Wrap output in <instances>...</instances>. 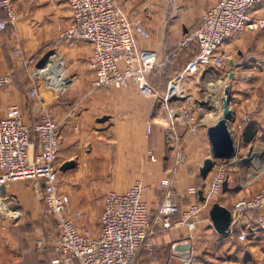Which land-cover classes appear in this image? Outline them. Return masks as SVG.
Masks as SVG:
<instances>
[{"label":"crops","instance_id":"obj_1","mask_svg":"<svg viewBox=\"0 0 264 264\" xmlns=\"http://www.w3.org/2000/svg\"><path fill=\"white\" fill-rule=\"evenodd\" d=\"M217 1L118 0L120 8L129 16L142 17L151 32L152 38L149 41L139 39V44L156 50L161 58L166 54L171 56L165 65L150 74V80L159 78L155 86L160 90H168L169 83L165 79L168 78L169 82L199 54L196 41L181 48V40L185 33L198 26L205 10ZM14 5L20 16L14 30L9 29L4 39L0 31V77L10 74L13 81L9 88L0 85V118L10 106L18 105L28 124L37 122L45 113L60 123L62 187L70 195L71 208L83 213L79 221L80 229L93 234L92 229L87 228L89 226L85 227V215L94 213L91 207H98L97 235L101 228L100 216L106 192L110 189L125 191L140 179L146 185L144 199L151 208L157 233L153 249L142 248L139 252L138 264H183L189 254L196 256V264H264V230L258 226L255 213H248L234 224V233L229 235L220 234L210 217V209L215 202L227 207L231 203L233 206L239 198L253 195L264 187V160L260 159L264 153V29L235 35L222 48L223 52L229 54L224 62L231 78L225 83L222 97L225 96V89L231 88V124L236 128L242 118L249 114L252 121L248 125L255 126L257 134L247 142L246 138L251 134H245L246 128L243 132H236L237 142L244 152L242 158L232 162L236 166L233 171L229 170L230 188L205 204L201 221L196 230L190 233L186 225H175L181 219V212L172 215L173 226L168 230H164L162 222L157 219L165 196L161 180L169 175L173 178L181 211L198 198L202 200L200 192L198 197L190 195L188 188L197 186L204 194L208 186L209 178H204L200 170L204 160L212 155L208 127L219 119L202 125L196 135H191L187 129L183 133L182 128L176 127L168 106L164 104L166 102L172 106L179 101L176 98L172 102H160L144 96L134 85L100 88L91 90L90 97L84 96L87 84L91 86L88 76H93L87 62L93 45L87 41H76L60 47L74 78L72 86L57 97L52 91L41 87L42 96L31 99L29 90L35 83L27 76V66L22 63L21 56L15 54V50L20 47L26 54L32 55L41 48L50 47L57 36V27L69 25L73 13L67 0H14ZM181 5L200 7L199 19L183 9L175 11ZM251 12L254 16L264 17V0ZM3 18L5 12L0 10V19ZM208 69L201 68L199 72L189 74L190 82L187 84L193 90L191 98L201 89L196 82L205 76ZM85 102L89 106L84 109ZM104 116H108V119L101 121ZM196 116L200 118L198 114ZM159 119L169 122L163 124ZM149 121L154 122L151 134L147 131ZM168 129L172 136L184 134L183 139L187 143L188 161L179 166L175 163L179 153L177 138L173 136L168 140ZM254 150L263 152L252 158L255 156ZM149 151L154 152L156 161L150 158ZM71 160L76 161V165L62 170V165ZM247 164L251 171L242 175L239 166ZM237 178L242 180L239 186L233 182ZM8 190L21 200L23 207L31 214L32 223L34 218H42L41 201L35 196L32 186L25 181H17L11 183ZM17 222L0 219V264H54L53 261L49 263L45 256L43 258L48 244L39 241L37 246L34 229L24 224L23 220ZM245 229L249 238L241 241L239 234ZM187 243L191 245L189 250L180 248ZM58 264L80 263L73 260Z\"/></svg>","mask_w":264,"mask_h":264},{"label":"built area","instance_id":"obj_2","mask_svg":"<svg viewBox=\"0 0 264 264\" xmlns=\"http://www.w3.org/2000/svg\"><path fill=\"white\" fill-rule=\"evenodd\" d=\"M67 1L72 9V21L67 26L59 27L54 44L62 46L87 41L93 45V52L87 60L93 72L92 89L127 88L134 85L144 96L156 98L160 102L187 96L184 80L189 74L197 73L201 68L222 67L229 58V54L222 51L229 38L246 31L264 29V17L254 16L251 12L263 0H218L205 10L198 26L184 34L181 48L196 41L199 54L171 79L167 96L162 97L150 82V74L165 65L171 56L166 54L161 58L156 50L139 44V39L149 41L152 38L144 19L129 16L120 8L118 0ZM0 9L5 12V18L0 19V30L16 26L20 16L14 0H0ZM15 52L27 67L38 66L39 56L26 54L20 47ZM55 71L62 73L57 79L54 77ZM35 73L45 75L42 83L29 90L30 98L35 100L42 96L41 87L59 94L69 89L74 82L68 62L57 49H54L46 65L37 68ZM0 85L11 87V75L0 77ZM181 110V114L177 112L175 115L180 116L191 135H196L202 121L191 108ZM251 121L252 117L245 115L237 124L235 132H243ZM60 127V123L49 114L28 124L18 105L10 106L0 118V219L16 222L24 216L17 196L8 187L17 181L32 182L35 196L44 202L48 212L58 221L59 257L53 260L54 264L73 260H78L80 264H138L139 252L142 248L153 249L157 233L151 208L144 199L145 183L138 179L125 191L108 190L100 216L99 233L82 232L79 221L83 213L71 208L70 195L62 187ZM153 127L154 122L149 121L148 134L152 133ZM149 156L153 161L157 160L153 151H149ZM185 158L179 152L176 166L183 164ZM228 164L229 161H216L211 181L204 190L205 199L198 198L182 211L175 195L173 178L171 175L163 178L161 187L165 196L157 216L162 228H172V215L181 212V219L175 225H186L193 233L201 221L205 204L223 192L224 182L229 179ZM3 186L5 192H2ZM199 192L197 186L188 188L190 195L198 197ZM231 210L232 226L253 212L258 226L264 230V187L253 195L238 199ZM232 228L231 234L234 233ZM248 238V231L242 230L239 239L246 241ZM195 257L194 254L187 255L183 264H196Z\"/></svg>","mask_w":264,"mask_h":264},{"label":"rangeland","instance_id":"obj_3","mask_svg":"<svg viewBox=\"0 0 264 264\" xmlns=\"http://www.w3.org/2000/svg\"><path fill=\"white\" fill-rule=\"evenodd\" d=\"M171 7H172V4H171ZM180 9L185 10L191 16H195L196 15L197 19H199V15L198 14L201 12V8L200 7H198V6H193V7L182 6V7L179 8V6H177L175 8V11H179ZM60 26H64V25H59L57 27V34L59 33V27ZM14 28H15V26H12L10 29L14 30ZM8 30L9 29L0 30V31H2L1 33H2L3 39L5 38V36H7ZM5 33H6V35H4ZM54 40L50 44V47L41 48V50L35 54L37 56H41L43 54L42 57H39L40 62L38 63V66H36L37 68H42V67H44L46 65V62H47L48 58L50 57V55L53 54L54 49H57L59 52H61L63 54V56L65 57L66 62H68V60L66 58V55L64 54V52L60 48L61 46H57L56 44H54ZM15 54H17V53L15 52ZM39 54H41V55H39ZM47 54H50V55L48 56L46 61H43V59L47 56ZM42 61H43V63H42ZM39 64H43L42 67H40ZM36 67L34 65H30L29 67L26 68L28 70L26 72L29 73V74L27 73L28 74L27 76L30 77L31 82L35 83V85L39 84V83H42L44 81V77H45V75H43V74L35 73L36 69H37ZM226 68H227V64L225 62H223L222 67H220L219 69L218 68H210V69H208L206 71V73H205V76L204 77L201 76L200 80L199 81L197 80V82H196V84L201 89H199L198 93L194 95V98L190 97V95L192 94L193 90L191 91V88L187 84V82H190V80L188 79L189 78L188 77L189 75H188L187 77H185V80H184V85L186 87L188 95L185 96L184 98H178L179 101H175L174 102L175 104L174 105L172 104V106L171 105H167L166 102L164 103L165 106H168V108H169L168 109L169 115H171L172 118H173V119L171 118V120H174V122H176V127L177 128L178 127L182 128L181 131L183 133L186 130V127L182 123H180L181 122L180 121L181 120L180 116L179 115L177 116L175 114L177 112H180L179 114H181V111H182L181 109H185L186 107L191 108L192 110H194V112H196V114L199 115L200 120L202 121V125L211 124L212 122H215L216 120L221 118L222 109H223V97H222V95H223V91H224V86H225V83L227 81H230V78H231L230 77V73H228ZM88 78H89V80L91 82L93 76H91V77L88 76ZM158 80H159V78H156V79L151 78L150 82H152L154 87L158 91H160V95L162 97H166L168 90H160L159 87L155 86V85H157ZM170 81L171 80H169V82H167V83H170ZM87 85H88L89 89L87 88V90H84L83 91V95L87 96V97H90V94H91L90 92L93 89H92L91 86H89L90 83L87 84ZM229 89H231V88H229ZM57 96H60V95L59 94H55V97H57ZM196 98H198V99L200 98L201 100L197 101ZM174 99L175 98L170 99L168 101L172 102ZM161 105H162V103H161ZM88 106H89V103L85 102L84 105H83V108L84 109L88 108ZM45 114H48V113H45ZM159 121L161 123H163V124H166L167 122H169V121H165V120H161V119H159ZM229 127H230V130H231L233 136L236 139L237 133H239V131H237V133L235 132V130H237V126H236V128H234L232 126V124H231V121H230L229 122ZM169 131L170 130L168 129L167 130V132H168V134H167L168 140H170L171 139L170 137H173V136L175 138H177L176 140H177L178 144L177 143L176 144L180 145V150L178 152L183 153L185 156H187V153H188L187 149H186L187 148V143L183 139L184 134L179 135V136L174 134L172 136V134ZM236 147H237V157L235 158V160H237L239 158H242V154H243L242 152H244V149L241 150V148H240V146H239V144L237 142V139H236ZM262 152H263L262 150H254V155L255 156L252 157V158H256L258 153L261 154ZM262 155H263V157H260V159L264 160V153H262ZM247 157H248V155H247ZM188 158H189V154H188ZM248 158H250V157H248ZM187 161H188V159L185 158L184 162L186 163ZM233 161H234V159L229 161V164H228V169L230 170V172L233 171L234 167L236 166V164L232 163ZM239 168H240V170H242V172H241L242 175H243V173L246 174V173H249L251 171V167L248 164L247 165H243V167L239 166ZM208 178H209V183H210L212 175L210 174L208 176ZM262 178H264V173L262 175ZM25 182H26V184L31 186L32 182H28V181H25ZM233 182H234V184L239 186V185H241L242 180L237 178V179H234ZM244 197H246V196H244ZM102 198H103V196H102ZM241 198H243V197H241ZM18 200H19V203L21 204L22 209L24 210V216L21 219H19L18 222L23 220L24 224H27V225L29 224V227L34 229V232H35L34 233V241H35V244H37V246H38V242L39 241L48 244V249H47V251H45L46 254L43 255V258L45 256L46 260L49 261V263H51V261H53L55 258L59 257V253L57 251V241H58V238H59V227H58L57 219L55 218L54 215H52L51 213H49L45 209L44 202H42V201L39 202L38 201L39 205H41V208H42V211H43V213H42L43 215L41 216L42 217L41 219L34 218L33 219L34 222L32 223L31 214L29 212H27L25 207H23L24 205H23V203L21 202V200L19 198H18ZM228 205H229V207H233V206H231L232 205L231 203H228ZM90 209L94 213H91V215H87V216L85 215L86 222L88 223L86 225V222H85V227L89 226L87 228H90L93 231L90 230V229H87V228H85V229L90 230L94 235H96L95 233L98 231V228H99V225H98V222H99V220H98V217H99L98 207H94L93 206ZM13 222H15V221H13ZM82 232H88V231L82 230Z\"/></svg>","mask_w":264,"mask_h":264},{"label":"water","instance_id":"obj_4","mask_svg":"<svg viewBox=\"0 0 264 264\" xmlns=\"http://www.w3.org/2000/svg\"><path fill=\"white\" fill-rule=\"evenodd\" d=\"M43 59L46 61L48 56ZM42 61V63H43ZM42 67L43 64H39ZM108 116L101 118V121H106ZM232 120V109H231V97L230 89L227 87L225 89V96L223 97V109L221 118L213 125L208 127V137L212 146V155L206 158L201 167V175L207 178L209 173L214 169L217 160L231 161L237 157V147L236 139L233 136L229 122ZM76 165V161L71 160L65 162L61 169L66 170L68 168H73ZM229 181L224 182V191L229 189ZM2 192H5V187L3 186ZM201 199L204 200L205 196L203 190L200 191ZM210 217L216 228V230L223 235H229L233 222L232 210L223 205L220 202H215L210 209ZM180 248L183 250H189L191 245L189 243L181 245Z\"/></svg>","mask_w":264,"mask_h":264},{"label":"trees","instance_id":"obj_5","mask_svg":"<svg viewBox=\"0 0 264 264\" xmlns=\"http://www.w3.org/2000/svg\"><path fill=\"white\" fill-rule=\"evenodd\" d=\"M1 10V9H0ZM12 26H8L6 29H10ZM155 70H157V69H155ZM154 70V71H155ZM153 71V72H154ZM162 79V78H161ZM165 81H167L168 82V78L167 79H165ZM251 131V132H250ZM250 133L251 134V136H248L247 138H246V141L247 142H250V141H252L254 138H255V136H256V134H257V129L255 128V126H253V125H248L247 127H246V133L245 134H247V133Z\"/></svg>","mask_w":264,"mask_h":264},{"label":"bare ground","instance_id":"obj_6","mask_svg":"<svg viewBox=\"0 0 264 264\" xmlns=\"http://www.w3.org/2000/svg\"><path fill=\"white\" fill-rule=\"evenodd\" d=\"M61 74V72L55 71L54 77L57 79L60 77Z\"/></svg>","mask_w":264,"mask_h":264}]
</instances>
